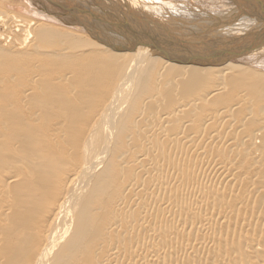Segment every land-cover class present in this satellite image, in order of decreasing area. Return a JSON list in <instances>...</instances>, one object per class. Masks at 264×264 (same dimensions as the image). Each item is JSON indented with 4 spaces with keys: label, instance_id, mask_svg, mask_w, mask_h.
<instances>
[{
    "label": "bare ground",
    "instance_id": "bare-ground-1",
    "mask_svg": "<svg viewBox=\"0 0 264 264\" xmlns=\"http://www.w3.org/2000/svg\"><path fill=\"white\" fill-rule=\"evenodd\" d=\"M212 1L223 10L178 0H57L67 10L59 20L44 0H24L46 11L29 7L35 15L69 25L65 38L76 45L63 50V40L57 50L66 60L80 51L72 59L81 70L70 59L75 71L68 65L73 72L47 79L46 64L36 62L47 61L43 53L36 64L26 60L28 80L21 75L12 100L31 111L11 137L0 133V264H264V204L253 207L264 197V106L250 91L234 101L228 91L255 71L244 60L264 58V0ZM18 14L0 8V42L15 59L32 37L54 33ZM253 72L258 82L264 73L255 81ZM201 79L210 89L173 96L178 84ZM97 93L89 110L87 97ZM171 95L173 106L161 105ZM6 103L0 97L1 110ZM51 112L55 123L43 126Z\"/></svg>",
    "mask_w": 264,
    "mask_h": 264
},
{
    "label": "rangeland",
    "instance_id": "rangeland-1",
    "mask_svg": "<svg viewBox=\"0 0 264 264\" xmlns=\"http://www.w3.org/2000/svg\"><path fill=\"white\" fill-rule=\"evenodd\" d=\"M14 1H15V2H14ZM44 1L46 2L47 6L49 7V12H47V15H50V16H53V17H56V18L59 19V20L62 19V18H67V17L65 16V15L67 14V10L62 9L60 6H59V7L56 6V5H55L56 7L54 6V4H55V2H56L57 0H53L54 3H52L53 1L51 0L52 5H50V1H49V0H44ZM48 1H49V2H48ZM164 1H165V0H164ZM168 1H170V0H166V2H168ZM171 1H172V0H171ZM178 1H180V2H182V3H184V4H186V5L189 4V3H190V4H191V3H195L198 7L203 8V9L208 10V11H212L213 13L215 12V9H216V10H217V9L221 10V8H222V6L220 7V5L217 4V2H214V1H212V0H207V1H206V0H191V1H190V0H178ZM186 1H187V2H186ZM192 1H193V2H192ZM204 1H205V3H204ZM208 1H209V2H208ZM211 1H212V2H211ZM13 2H14V3H13ZM213 2H214V3H213ZM17 3H18V4H17ZM62 3H64V2H62ZM200 3H201V4H200ZM209 3H210V6L208 7ZM19 4H21V5H19ZM28 4H29V3H28ZM28 4H27L26 2H24V0H8V1H7V0H4V1L1 0V1H0V8H1V10H10V11H14V12H16V13L18 12V13H19V14H18L19 16L24 17V18H26V19H32V20H35V21L38 20V21H40V22H42V23L45 22L46 25H48V27H51V28H49V29H51L50 31H52V32H54V33L52 34L51 32H49V33H51V34L48 35L49 38H50V39L48 38V39L50 40V42H49L48 39H46L49 43L46 42V40H45L44 42H40V38H38V39H39V40H38L37 38L32 37V39H31V38H30V39L33 40V38H34L33 42H32L31 40H28V42L31 41V42H30V44H31L30 48H29V46H27V44L29 45V43H25L26 46H27L29 49L25 46V44H24V46L21 45V46H23L24 48H26V50H25L24 48H21V46L18 48V52H17L18 54H17V56H19V57L21 56V57H20V60H19V57H16V58H18V59H15V56H16V55L13 56V55H11V54L9 53V50L11 49V47L8 48L9 44H3L2 42H0V52H1V49H2V51L6 52V55H7V56L10 54L11 56L14 57V59H13V57L10 56V57H11L10 59H11V60L13 59V62H15V63H7L8 61H10V59H8L9 56L7 57V56L5 55V57H4V55H2V54H4V52H2V54L0 55V60L3 61V64H2V61H0V62H1V63H0V68H1V67H2V68H5L6 71H7V72H6L5 69H4V71H5L4 73H6V74L3 75V73H2L3 77L0 75V78H1L0 80H2V82H1V81H0V82L3 84V86H2V84L0 83V84H1V85H0V97H1V100H2L3 102H5V100H6L7 102L9 101V103H6L7 105H5V106L2 107V110H3V111L0 109V111L2 112V113H0V115H1V117H0L1 120H0V121L3 120L2 123L0 122V129H1V126H2V130H0V131H1L0 133L2 134V136H5V133H6V135H7V132L11 133V132L13 131L12 133H14V132L16 131V129H17L16 126L19 125L21 122L25 121L24 118H25L26 115H27L26 112L29 113V112L31 111V109H30L29 106H27V105H26L27 107H26V106L24 107V108H27V111L22 110L23 107H22V109H20V108H21V105L18 104L17 101H15V100H16V97H17V94H19V92H20V90H21V88H20V90H18V89H19L18 84H19L20 82H23V81H22V77H23V76H21V75L24 74V75L26 76V72H27L26 69H29L30 64L35 63V61L37 60V58H41V55H40V54H42V53H43L42 55H44V57H42V58H43L42 60H44V58H46L45 60H47V61L49 60V58H50L51 55H52V56H53V55H54V56L57 55L58 57L55 56L56 58H54V56H53V59H51V58H52V57H51L50 60L48 61V63H46L47 61H46V62L44 61V62H45V63H44L43 61H41V59H38V60L36 61V62H37V65L40 64L39 67H43V66H41V65H42V64H46V65H44V67L46 66L47 69H46V68H44V69L41 68V70L43 69L44 71L42 70V72L47 73V75H48V76H46L47 79H53L54 76H55V73H56V74H57L58 72L63 73L65 70H66L67 72H70V71H68V70H69V69L71 70V68H72V70H74L73 67H72V65H73V66H76V65H77L76 62L78 61V59H77V57H76L75 55H78V54L80 53V51H79V52H77V54L74 53L75 55H74V54H71L70 56H66V57H68L67 60H66V58L64 59V57H62L63 55L60 54V51L62 52V50H60V51H58V50H59L60 48L64 50L65 47L69 48V47H71V46L73 47L74 45H76V44H72L68 39H66V38H67V37H66V34H67V33L70 34L69 29H67V28H69V27H68L69 25H67L66 23H65V24H64V23L61 24V23L56 22V21L51 20V19H50V20H46V19L40 17L39 15H35L34 12H31V11H29V10H30V8H34V7L36 8L37 5H36V6H29ZM48 4H49V5H48ZM64 4H65V3H64ZM213 4L215 5V9L213 8ZM14 5H15V6H14ZM8 6H9V7H8ZM39 6H40V7H39ZM216 6H218V7H216ZM7 7H8V8H7ZM19 7H20V8H19ZM29 7H30V8H29ZM38 7H39V8H38ZM50 7H51L52 9H50ZM219 7H220V8H219ZM233 7L235 8L234 10H237V9H236V5H233ZM2 8H3V9H2ZM12 8H13V9H12ZM24 8H25V9H24ZM57 8H58V9H57ZM212 8H213V9H212ZM16 9H17V10H16ZM18 9H19V10H18ZM26 9H27V12H26ZM37 9L40 10L41 13H42V11H43V12H46L45 9H44L41 5H38V6H37ZM53 9H54V10H53ZM24 10H25V11H24ZM50 10H51L52 12H51ZM222 10H223V8H222ZM229 10H230V9H229ZM47 11H48V10H47ZM54 11H56V12H55L56 14L54 13ZM64 11H65V12H64ZM28 12H29V14H28ZM59 12H60V13H59ZM26 13H27V14H26ZM63 13H65V14H63ZM58 16H59V17H58ZM61 16H62V17H61ZM64 16H65V17H64ZM194 16H195V15H194ZM38 18H39V19H38ZM197 19H198V18H197ZM236 19H237V17H236ZM51 21H53V22H51ZM61 21H62V20H61ZM52 23H54V25H52ZM50 24H51V26H50ZM55 24H56V25H55ZM60 26H61V27H60ZM72 26H74V25H72ZM48 27H47V28H48ZM70 27H71V26H70ZM55 28H56L58 31H56ZM54 30H55L56 32H55ZM67 30H68V31H67ZM1 31H2V30H0V32H1ZM55 33H57L58 35H60V34H61V35L58 36V37H56V35H55L56 38H54V34H55ZM69 34H67V35H69ZM62 35H64V36H62ZM50 36H52V37H50ZM65 37H66V38H65ZM19 38H20V37H19ZM35 39H36L37 41H36ZM63 40H64L65 44H66V42L68 43L66 46H64L65 44H63V43H64ZM19 42H20V41H19ZM36 42L40 43V45H38V48H39V49L36 48L37 51H39L40 49H43L42 52H41V50H40V53H39V54H37L38 52H36V51H32V50H35L33 47H35V46L37 47ZM45 42H46V43H45ZM32 43H35V44L33 45ZM38 43H37V44H38ZM43 43H44V44H43ZM50 43H51V44H50ZM45 44L48 45V46H50V47H48V46L46 47ZM62 44H63V45H62ZM61 45L64 46V47H62ZM68 45H69V46H68ZM1 46H2V47H1ZM6 46H7V48H8L9 50H8V49H5ZM40 46H41V47H40ZM52 46H54V48L56 47V48H55L56 50L53 49ZM57 46H59V47L61 46V47L58 48ZM43 47H45V49L47 48V50H45ZM20 48H21V49H20ZM31 48H33V49H31ZM51 48H52L53 50H52ZM57 48H58V50H57ZM23 49H24V50H23ZM49 49H50V51H48ZM29 50H30L31 52H30ZM44 50H45V52H43ZM51 50H52V51H55L54 54H53V52H51ZM27 51H29V52H27ZM26 52H27V53H26ZM32 52H33V53H32ZM19 53H21V54H19ZM30 53H31L32 55H31ZM56 53H59V55H60L61 57H60L58 54H56ZM25 54L27 55L26 57H25ZM33 54H34V55H33ZM45 55H46V56L49 55V56H48L49 58H47ZM72 55L75 56V57H73ZM30 56L32 57V59L35 58V59H34V62H33V60H31L32 63L30 62V58H31ZM39 56H40V57H39ZM71 56H72V57H71ZM28 57H29V59H27ZM33 57H34V58H33ZM59 57H60L61 59H60ZM70 57H71V58H70ZM3 58H4V59L7 58V59H6V60H7V62H6L7 64H4L6 60H4ZM25 58H26V59H25ZM62 58H63V59H62ZM72 58H73L76 62H75ZM75 58H76V59H75ZM70 59H72V60H70ZM16 60H17V62H16ZM18 60H19V61H18ZM26 60L29 61V62H28V63H30V64H28L29 66L27 65V61H26ZM39 60L41 61V63H40ZM69 60H70V62L72 61V62H71L72 65L70 64ZM261 60H262V61H261ZM24 61H25V62H24ZM10 62H12V61H10ZM38 62H39V63H38ZM65 62H66V64H64ZM67 62H68L69 64H67ZM73 62H74V63H73ZM243 62H244V63H247V65L250 66V67H251V66L254 67L255 71H254V72L252 71V72L255 73V72L257 71V72H256V76H257V73H258V74H259V73L261 74V71H262V73H264V70H262V69L264 68V58H261V59L259 58V59H257V60L252 58V60H251V59H250V60H244ZM261 62H263V63L261 64ZM62 63H63L64 65H63ZM75 63H76V65H75ZM256 63H257V64H256ZM11 64H12V65L17 64V66L15 65V67H14L15 69H16V67H17V69H18V66H20L19 69H20L21 67H22V69H20V70H17V69H16V70H15V69H13V66H12ZM35 64H36V63H35ZM47 64L50 66V71H49V68L47 67V66H48ZM60 64H62V65H60ZM78 64H79V63H78ZM253 64H254V65H253ZM258 64H260L259 67H258ZM4 65H6V66H4ZM23 65H26V68H24L25 70L23 69V67H25V66H23ZM68 65H70L71 68L69 67V69L67 70ZM256 65H257V66H256ZM8 66H10V68H9ZM11 66H12V67H11ZM255 66H256V67H255ZM260 66H261V67H260ZM27 67H28V68H27ZM59 67L61 68V70H63V69H64V70H63V71H59V69H60ZM63 67H64V68H63ZM262 67H263V68H262ZM2 68H1V72H3V71H2ZM78 68L80 69V66H79V65H77V67H76L75 70H78ZM260 68H262V69H260ZM254 69H253V70H254ZM72 70H71V71H72ZM75 70H74V71H75ZM80 70H81V69H80ZM20 71H21V72H20ZM23 71H24V72H23ZM47 71L49 72V74L54 73V74H53V77H52V74L49 75ZM51 71H52V72H51ZM258 71H259V72H258ZM50 72H51V73H50ZM72 72H73V71H72ZM252 72L249 73L250 75H249L247 72H243L242 74L240 73L241 75H245L244 77L246 78V80H245L243 77H240V74L238 73L239 76L236 75L237 78H236V76H235V80L237 79V80H239V82L234 80L235 83H233L232 78H231V79L229 78V79H227L228 81L226 80L227 82L225 81V83L227 84V86L229 85L228 88H229V87H232V86H233V88H234V85H235V84H236V85H237L238 83L241 84V83H240V81H241L240 78H243L244 80L242 79L241 82H242L243 84L246 83V84H248V85H246V84H245V85H242V84H241L240 86L237 85V88H236V85H235L236 90H237V89H241V90H237L236 92H233L232 88H229V89H228V91L230 90L229 92H231V93L233 94V95H232V99H233V101H234L235 98H237L238 94L240 95V94L246 93V95H247V93H249V91H250L249 96H247V98L251 99V101H252V100L254 101V96H255V101H254V102L252 101V102H253L255 105H257V107L263 108L262 106H264V80H262L261 78L264 77V74H261V78H260L259 75H258L257 77H255V78H256L255 81L259 80V78H260V80H259L258 82H261V81H262V83L259 84L258 82H254L253 78H254L255 75H253ZM14 73H15V74H14ZM44 73H43V74H44ZM65 73H66V72H65ZM0 74H1V73H0ZM10 74H11V75H10ZM17 74H18V76H17ZM7 75H8V77H10V79H11L12 82H13V84H10V85L8 84V83H12L11 80L8 81V82H5V80L7 81V79H8ZM9 75H10V76H9ZM13 75H14V76H13ZM15 75H16L17 78H19V79L15 78V77H16ZM19 75H20L21 77H20ZM45 75H46V74H45ZM246 75H249V76L247 77ZM251 75H253V77H252ZM262 75H263V76H262ZM25 76H24V77H25ZM250 76H251V78H252L253 81H252V80L249 81V80L251 79ZM12 77H13V78H12ZM239 77H240V78H239ZM258 77H259V78H258ZM2 78H3V79H2ZM4 78H6V79H4ZM25 78L28 80L27 76H26ZM25 78H23V79H24V82H23V83H25V80H26ZM248 78H249V80H247ZM13 79H14V80H13ZM16 79L19 80V82H18V81H15ZM263 79H264V78H263ZM3 80H4V81H3ZM8 80H9V79H8ZM201 80H202V79H201ZM201 80L197 81V82H198L197 85H199L198 87H197V85H194V82H193V83H189V85L187 84L188 86H187L186 84H178L177 89H179V90H175V89H174V91L172 92V93H174V95H173V94H172V95L175 96L177 99H179V98H183V97L185 98V97H189V96H191L192 93H193V95H196L197 93H199V92H201V91L203 92V88H204V87L202 86L203 83H204V84H205V83H206V84L209 83V84H208V87H209V86L211 87L210 82H207L205 79H204L205 81L202 80V82H200ZM229 80H230V81H229ZM76 81H79L80 83H82V84H77V85H76L77 87H79V86L81 87V85H82L83 88H84V85H83V84H85V83L83 82L84 80H83V81L76 80ZM208 81H209V80H208ZM244 81H246V82H244ZM14 82H15V83L18 82V83L15 84ZM26 82H27V81H26ZM69 82H70V83H69ZM69 82H68V83L70 84L69 86H72V85L75 86V83H77V82L74 81V78H73V82H72V80L69 81ZM79 82H78V83H79ZM197 82H196V83H197ZM236 82H237V83H236ZM247 82H248V83H247ZM251 82H252V83H251ZM5 83H6V85H5ZM73 83H74V84H73ZM199 83H200V84H199ZM232 83H233L234 85H233ZM249 83H251V84H253V85H251V84H249ZM255 83H256L257 85H255ZM71 84H72V85H71ZM206 84H205V85H206ZM15 85H16V87H14ZM20 85H21V84H20ZM180 85H181V88H180ZM249 85H251V86H249ZM4 86H5V87H4ZM10 86H12V87H10ZM17 86H18V87H17ZM200 86H202L203 88L200 87ZM241 86H242L243 88H244V87H245V88L247 87V90H248V91H245V88L243 89ZM254 86L256 87V89H254V88H255ZM259 86H260V87H259ZM13 87H14V88H13ZM85 87H86V84H85ZM104 87L106 88L107 86H104ZM182 87H184L183 90L186 89L185 91H187V88H189V89H188L189 92H188V91H187V92H184V91L182 90ZM191 87H192V88H191ZM208 87L205 86V90H206V88H207V89H210V87H209V88H208ZM238 87H240V88H238ZM248 87L251 88L252 91H251V89H249ZM252 87H254V88H252ZM257 87H258V88H257ZM15 88H18V89L15 90ZM107 88H109V87H107ZM175 88H176V87H175ZM190 88H191V89H190ZM197 88H198V89H197ZM235 88H234V89H235ZM98 89H99V90H98L97 92H101V91H102V92H103L102 94H104V96H105V89L103 88V86H102V89H101V87H99ZM195 89H196V90H195ZM199 89H201V90H199ZM257 89H259V90L257 91ZM100 90H101V91H100ZM107 90H108V89H107ZM194 90H195V91H194ZM205 90H204V91H205ZM260 90H261V91H260ZM13 91H14V92H13ZM17 91H18V92H17ZM191 91H193V92H191ZM198 91H199V92H198ZM234 91H235V90H234ZM240 91H242V93H241ZM244 91H245V92H244ZM256 91L259 92V94H258ZM8 92H9V93H8ZM15 92H16V93H15ZM106 92H107V91H106ZM195 92H197V93L195 94ZM229 92H227V93H226L227 95L225 94V97H223V100H222L223 102L220 101V100H217V102H213V101H211V104H214V103L217 104L218 101H219V103L222 102V104H223V103H225L224 101H226L227 99H228L227 101H229V98H230V96H231V95H230L231 93H229ZM237 92H239V93H237ZM251 92H252V93H251ZM254 92H255V94H254ZM7 93H8V94H7ZM12 93L16 94V96H15L14 94H12ZM95 93H96V92H95ZM95 93H94V94H95ZM189 93H190L191 95H189ZM234 93H236V94H234ZM256 93H257V94H256ZM6 94L9 95V96H7ZM11 94H12V95H11ZM176 94H178V95H176ZM179 94H181V95H179ZM183 94H184V96H183ZM185 94H186L187 96H185ZM228 94H229V95H228ZM251 94H252V95H251ZM253 94H254V95H253ZM5 95H6V96H5ZM96 95H97V96L92 95V96H89V97H87V98H88L89 100H91L90 98L95 97L96 99H99V100H100V94H99V96H98V93H97ZM172 95H171L170 97H168V99L166 98L167 100L165 99V100L161 103V105L165 102V103H164L165 105L163 104V106H165L166 108H169V107L173 106V104L175 103L173 100L176 101L177 99L174 98V97H172ZM193 95H192V96H193ZM244 95H245V94H244ZM256 95H257V96H256ZM4 96H5V97H4ZM102 96H103V95H101V97H102ZM104 96H103V97H104ZM233 96H234V97H233ZM235 96H236V97H235ZM11 97H12V98H11ZM103 97H102V98H103ZM171 97H172V98H171ZM8 98H10V99H8ZM87 98H85V102H86V100H87V102H89V100H88ZM169 98H170V100L173 101L174 103L171 102V101L169 100ZM226 98H227V99H226ZM12 99H15L14 102H13ZM82 99H83V98H82ZM92 99H93V98H92ZM96 99H94V100H96ZM10 100L12 101V103L10 102ZM94 100H91L89 103H87V104H89L90 106H88L87 104H85L84 101H82V102H84L83 105H85V106L87 105V107L89 108V110H91V109H93V108H95V107L98 106V102L96 103ZM230 100H231V99H230ZM93 102H94V103H93ZM212 102H213V103H212ZM231 102H232V100H231ZM10 103H11L12 105L14 104V106H15L16 108L13 107V109H11L10 112H9V109H10V108L8 109V107H9L8 104H10ZM16 103H17L18 105H17ZM4 104H5V103H4ZM166 104H167V106H166ZM169 105H171V106H169ZM18 106H19V107H18ZM85 106H84V107H85ZM163 106H162V107H163ZM162 107H161V108H162ZM3 108H4V109H3ZM18 108H19V109H18ZM85 108H86V107H85ZM88 108H86L85 110H88ZM159 108H160V107H159ZM161 108H160V109H161ZM6 109H7V110H6ZM14 109H18V110H17V111H12V110H14ZM163 109H165V108L163 107ZM263 109H264V108H263ZM19 110H21V111H19ZM28 110H29V111H28ZM11 111H12V112H11ZM24 111H25V112H24ZM22 112H23V113H22ZM54 113H56V114H54ZM20 114H21L23 117L20 116ZM52 114L57 115V112H51V113L49 114V116H48V114H47L48 117H47V116H46V117L44 116L45 118H42L43 116H41V118L44 119V121H48V122H49V123H47V122L45 123V122L40 118V119L43 121V123H44V125L42 124L43 126H45V124H47L46 126H48V124L52 126V124L50 123V121H51V120H54V119L56 118V117H55L54 115H52ZM44 115H46V114H44ZM50 115H51V116H50ZM53 116L55 117L54 119H53ZM50 117H51V118H50ZM21 119H22V120H21ZM25 119H26V118H25ZM47 119H48V120H47ZM41 120H40V121H41ZM20 121H21V122H20ZM42 121H41V122H42ZM19 122H20V123H19ZM41 122H40V123H41ZM51 122H52V121H51ZM10 123H13V125H12V124L10 125ZM52 123H55V122L53 121ZM8 124H9V125H8ZM16 124H17V125H16ZM15 125H16V126H15ZM7 126H8V127H7ZM12 126H13V127H16V128L14 129ZM10 127H12V128L9 130ZM6 128H7L8 130H6ZM48 128H49V127L45 128L44 130H47ZM4 130L6 131L5 133H4ZM2 131H3V133H2ZM10 131H11V132H10ZM9 133H8V135H9ZM12 133L10 134L9 137L12 136ZM9 137H8V138H9ZM4 138H6V137H4ZM6 139H7V138H6ZM3 155H6V154L4 153ZM6 156H7V155H6ZM1 157H2V155H1ZM3 157H5V156H3ZM244 161H246V163H247V162L249 161V159L245 158ZM0 164H1V163H0ZM2 165H3V164H1L0 167H2ZM262 184H263V183H262ZM262 184H260V186H261ZM262 186H264V184H263ZM260 196H261V197H260ZM262 196H263V195H261V194L258 195L259 198H258V200L256 201L257 204H256V202H255L256 205L254 204V206H253L254 208L256 207V209H260V206H262V205L264 204V203H262V201L264 200V197H263V199H262ZM260 199H262V200H260ZM259 200H260L261 202H258ZM262 207L264 208V205H263Z\"/></svg>",
    "mask_w": 264,
    "mask_h": 264
},
{
    "label": "water",
    "instance_id": "water-1",
    "mask_svg": "<svg viewBox=\"0 0 264 264\" xmlns=\"http://www.w3.org/2000/svg\"><path fill=\"white\" fill-rule=\"evenodd\" d=\"M212 55V54H211Z\"/></svg>",
    "mask_w": 264,
    "mask_h": 264
}]
</instances>
